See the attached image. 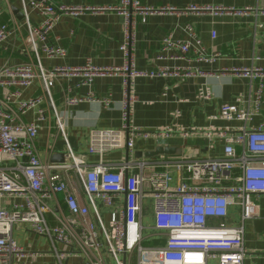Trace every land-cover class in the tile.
<instances>
[{"label":"built area","instance_id":"2783aa9c","mask_svg":"<svg viewBox=\"0 0 264 264\" xmlns=\"http://www.w3.org/2000/svg\"><path fill=\"white\" fill-rule=\"evenodd\" d=\"M23 21L27 26V45L35 60L14 66H0V87L18 88L0 98V264H35L42 256L20 246L13 238L18 224H28L37 237L46 238L57 264H245L244 222L259 213L256 198L264 194V126L180 128L152 131L132 124L133 108L138 101L135 84L139 78L181 80L196 77L235 75L264 80V68H230L206 72L199 67L162 66L154 71H139L135 65L136 30L139 19L147 22L154 14L241 13L235 9L191 6L185 10L173 7L155 9L141 0H122L115 8H81L56 6L49 0H20ZM43 21L33 26L31 14ZM116 12L123 17L124 40L121 45L124 63L121 66H96L91 61L81 67L57 66L47 69L42 57L63 58L66 51L50 43V34L62 16L86 13ZM186 40L172 35L162 40V52H174L170 59L213 63L218 55L206 54L202 41L193 28ZM7 24L0 23V44L11 36ZM212 38L216 33L212 32ZM167 59L161 55L158 60ZM122 78L120 129H93L87 154H77L68 141L65 124L58 113L52 89L60 79H79V87H92L97 78ZM40 81L41 96L19 100L21 89ZM264 85L261 84L260 93ZM71 91V88H69ZM67 98L68 105L84 101L102 102L112 107L108 97L96 100ZM166 96V94H163ZM199 99H209L201 88ZM48 101L56 118L59 133L65 142L63 162L43 161L37 140L39 122L46 110L31 123L20 117ZM17 104L16 108L11 105ZM254 110L237 104H224L216 119L246 124ZM180 114L178 113L177 116ZM174 137L183 140L198 138L205 149L214 153L218 140L224 141L222 156L200 158L198 153L161 156L159 160L137 158L135 141L157 140L159 146L170 145ZM187 150V149H186ZM126 151L121 162L105 157ZM197 152V151H196ZM91 157H97L92 162ZM176 173L177 179L173 176ZM177 181V182H176ZM176 182V184H175ZM241 212L242 225L228 223L230 208ZM149 220V221H147ZM151 221V223H150ZM152 232L146 235L145 232Z\"/></svg>","mask_w":264,"mask_h":264},{"label":"crops","instance_id":"0c3cea01","mask_svg":"<svg viewBox=\"0 0 264 264\" xmlns=\"http://www.w3.org/2000/svg\"><path fill=\"white\" fill-rule=\"evenodd\" d=\"M49 1L56 6L81 8H115L122 2V0ZM141 3L155 9L173 7L185 10L191 6H199L235 9L241 13L154 14L148 16L146 23H142L139 19L134 53L135 65L139 71H154L162 66L199 67L211 73L230 68H264V0H141ZM16 10L19 12L22 10L20 0H0V23L7 24L12 32L8 40L0 44V66H14L35 60L32 54H27L29 51L27 26ZM30 20L33 26H38L43 18L33 12ZM123 22V17L116 12L97 14L89 12L80 16H62L50 34L49 40L51 44L64 49L66 55L57 59H48L43 56L44 67L47 69L57 66L81 67L89 61L96 66L123 65V53L120 49L124 40ZM189 27L194 29L202 41L206 54L218 55L215 62L198 63L195 60L196 53L193 51L189 54L190 61L173 60L170 58L175 55L174 52H162L161 44L165 37L172 35L174 39L186 40L190 38ZM212 32L216 33L215 39L212 38ZM161 55L167 59L158 60ZM261 84L264 85V80L261 78L235 75L184 80L139 78L135 84L138 101L134 104L132 124L148 131L173 126L238 128L244 125L247 129L264 126V87L259 94ZM78 85L79 79H60L52 89V96L65 124L69 144L77 154H87L90 133L93 129H120L122 126L123 80L122 78H97L92 87ZM201 88L207 89L210 93L209 99L198 98ZM15 89L20 90L0 87V98L5 99L6 95ZM21 91L20 101L43 94L39 80ZM67 94L76 98H87L92 94L96 100L100 101L110 97L114 104L107 108L102 102L90 100L77 105H68ZM259 96V110L250 122L243 124L238 121L216 119L224 104L239 103L240 107L254 110ZM11 106L16 108L17 104ZM41 108L46 110V115L45 119L38 123L40 129L37 146L40 157L43 161L50 162L53 161L54 156L62 160L66 146L47 100L40 107L22 115L20 119L26 123L36 121ZM178 113L179 116H177ZM206 143L194 137L189 140L174 137L169 141L171 146L180 148H178L177 156L184 151L187 153L188 149L190 152L198 153L200 158L222 156L224 141H217L214 153L205 149ZM158 146L157 140L138 138L135 141V156L159 160L160 157L145 156ZM125 155L126 151H117L108 154L105 160L121 162ZM90 159L92 162L98 161L97 157ZM173 176L176 180L178 175L173 173ZM256 204L259 206L258 215L244 222V245L247 250L245 264H264V194L256 198ZM229 214V224L242 225L239 208H230ZM28 226V224H18V238L15 237L13 229V238L16 243L42 254L35 264H57L55 256L50 253L49 241L44 237L35 236ZM71 263L81 264L78 260Z\"/></svg>","mask_w":264,"mask_h":264},{"label":"water","instance_id":"95a60500","mask_svg":"<svg viewBox=\"0 0 264 264\" xmlns=\"http://www.w3.org/2000/svg\"><path fill=\"white\" fill-rule=\"evenodd\" d=\"M16 11L19 13L20 18L22 19L23 14L19 12L18 10ZM178 148L173 147L171 145L158 146L154 151L149 152L145 156L148 158L161 157V156H176L178 154ZM63 159H64V156H62V160H59L58 156H54L52 162L54 163L63 162L64 161Z\"/></svg>","mask_w":264,"mask_h":264},{"label":"rangeland","instance_id":"374dc122","mask_svg":"<svg viewBox=\"0 0 264 264\" xmlns=\"http://www.w3.org/2000/svg\"><path fill=\"white\" fill-rule=\"evenodd\" d=\"M20 227H21V225H20ZM28 227H29V226H28ZM151 233H152V232H150V231H146V232H145L146 235H149V234H151ZM14 234H15V237H16V238L19 237L18 225H16L15 228H14ZM107 264H114L111 258H107ZM132 264H136L135 261H133Z\"/></svg>","mask_w":264,"mask_h":264}]
</instances>
